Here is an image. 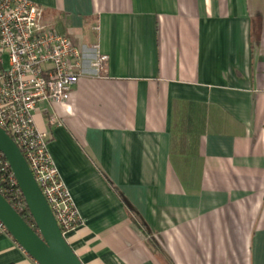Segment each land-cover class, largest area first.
<instances>
[{
    "label": "crops",
    "instance_id": "1",
    "mask_svg": "<svg viewBox=\"0 0 264 264\" xmlns=\"http://www.w3.org/2000/svg\"><path fill=\"white\" fill-rule=\"evenodd\" d=\"M27 1L83 58L33 113L81 263L264 264V0ZM0 264L35 262L3 235Z\"/></svg>",
    "mask_w": 264,
    "mask_h": 264
},
{
    "label": "built area",
    "instance_id": "2",
    "mask_svg": "<svg viewBox=\"0 0 264 264\" xmlns=\"http://www.w3.org/2000/svg\"><path fill=\"white\" fill-rule=\"evenodd\" d=\"M41 15L30 1L0 0V128L21 151L65 238L81 219L49 155V137L36 129L33 113L42 102L67 100L83 75V58L69 38L42 23ZM106 61L98 55L91 67L100 72ZM0 194L19 215L32 219L2 153ZM3 235L8 232L0 222Z\"/></svg>",
    "mask_w": 264,
    "mask_h": 264
},
{
    "label": "water",
    "instance_id": "3",
    "mask_svg": "<svg viewBox=\"0 0 264 264\" xmlns=\"http://www.w3.org/2000/svg\"><path fill=\"white\" fill-rule=\"evenodd\" d=\"M0 153L22 193L35 229L0 194V222L8 235L35 264H82L63 237L21 151L0 128Z\"/></svg>",
    "mask_w": 264,
    "mask_h": 264
},
{
    "label": "trees",
    "instance_id": "4",
    "mask_svg": "<svg viewBox=\"0 0 264 264\" xmlns=\"http://www.w3.org/2000/svg\"><path fill=\"white\" fill-rule=\"evenodd\" d=\"M20 215L23 217L24 221H25L28 225H31V224L34 225L32 219H28V218L24 217L22 214H20ZM34 229H35V226H34Z\"/></svg>",
    "mask_w": 264,
    "mask_h": 264
}]
</instances>
